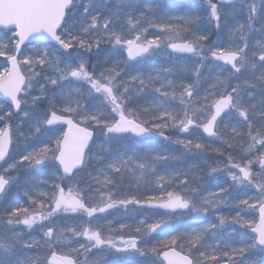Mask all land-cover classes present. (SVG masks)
<instances>
[{
	"label": "snow or ice",
	"instance_id": "obj_1",
	"mask_svg": "<svg viewBox=\"0 0 264 264\" xmlns=\"http://www.w3.org/2000/svg\"><path fill=\"white\" fill-rule=\"evenodd\" d=\"M0 264H264V0H0Z\"/></svg>",
	"mask_w": 264,
	"mask_h": 264
}]
</instances>
